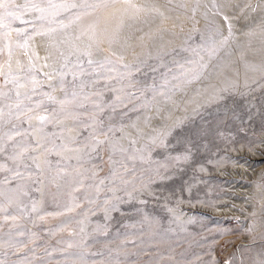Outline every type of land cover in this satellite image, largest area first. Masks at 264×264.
Here are the masks:
<instances>
[{
	"label": "rangeland",
	"instance_id": "1",
	"mask_svg": "<svg viewBox=\"0 0 264 264\" xmlns=\"http://www.w3.org/2000/svg\"><path fill=\"white\" fill-rule=\"evenodd\" d=\"M72 2L0 0V264H264V0Z\"/></svg>",
	"mask_w": 264,
	"mask_h": 264
},
{
	"label": "snow or ice",
	"instance_id": "2",
	"mask_svg": "<svg viewBox=\"0 0 264 264\" xmlns=\"http://www.w3.org/2000/svg\"><path fill=\"white\" fill-rule=\"evenodd\" d=\"M6 7V5H4ZM98 6H104L103 3L100 5H88L86 3H82L80 5H77L75 2H72V0H60V2H55V0H47V9H48V15L51 17L49 20L50 23H57L60 27L64 28L67 27V25L63 24L62 21L58 20L57 18L65 12L70 13L72 9H76L78 7L81 8H87V7H98ZM33 8H35L37 11L42 13L41 19L44 18L43 13L45 12V9H41L37 7L36 5H33ZM74 20H79V16H75L73 18ZM225 19H227L225 17ZM73 21L70 20L69 23H72ZM52 30V29H50ZM40 120H44V117H39Z\"/></svg>",
	"mask_w": 264,
	"mask_h": 264
}]
</instances>
